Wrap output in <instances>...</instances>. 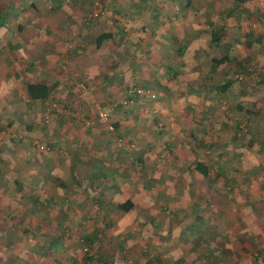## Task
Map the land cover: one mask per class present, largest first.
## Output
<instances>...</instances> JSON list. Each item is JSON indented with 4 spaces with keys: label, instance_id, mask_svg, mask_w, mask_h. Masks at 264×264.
<instances>
[{
    "label": "rangeland",
    "instance_id": "obj_1",
    "mask_svg": "<svg viewBox=\"0 0 264 264\" xmlns=\"http://www.w3.org/2000/svg\"><path fill=\"white\" fill-rule=\"evenodd\" d=\"M129 1L132 3L131 11L129 6L123 8L125 2L121 7V52L129 56L128 67H121V75L124 73L121 76V107L113 105L118 103L115 100H98L91 104L82 101L80 94L84 90L89 92V85L85 79H80L76 81V86L70 77L68 86L73 90L75 98L66 92L62 99L39 105V113L43 115V119H40L43 126L39 130L42 134L37 132L40 122L33 127L27 117L16 119L17 121L5 117L6 122H16L0 124V258L4 259L0 260V264H6L5 254L11 253L13 248H17L18 253L25 250V245H21L23 237L42 241L38 249L45 248V253L56 252L61 263L71 264V261L72 264H106L96 257L97 251L103 248L101 240H96L94 244L93 259L84 261L82 249L85 245L81 243L79 236L82 232L77 229L76 232L71 227L62 230V227L58 228L54 224L65 223L61 219L63 212L59 209L60 205L68 206V212L71 211L69 207L77 206L75 211L78 212L72 214L74 221H86L84 210L91 211V207L95 206V203H91V196L95 191L90 185L95 182L88 178L94 161L104 163L106 160L108 168H121V175H118L115 181L116 186L111 180L97 181L100 184L96 187L105 192L106 201H111L112 195L115 198L132 196L139 208L141 207L140 210L150 214L155 208L151 205L170 203L164 190L180 191L184 187L181 177L183 169L177 170L174 166L177 155L170 142H166L169 136L166 118L161 117L158 120L160 117L156 115L157 112L169 108H186L187 105L182 106L181 99L191 90L195 98L203 91L213 96L218 90L238 96H262V86H257L256 81L258 78L264 79V4L261 3L264 0H209L208 2L213 4L212 10H206L205 13L204 9L199 11V25L193 23L199 29L187 30L184 35L181 34L182 28L175 24L178 22L184 26L188 20H181L179 15V18L172 22L170 14L184 12L182 0ZM206 1L202 0L198 6L204 7ZM99 2L102 3L101 0ZM22 3L19 5L21 9L29 2L25 0ZM9 5H0V14H3ZM95 7L93 4L94 12ZM97 11H100V8ZM190 14L192 16L198 13L193 10ZM210 21L215 22L216 28L224 27L226 32L219 45L210 42ZM192 22H188L189 26H193ZM9 23L11 26L18 24L16 21ZM66 45L69 49L74 48L71 42ZM188 46L194 49L190 61L183 56ZM180 47L184 53H177ZM225 54L230 56V60L212 70L211 58ZM244 58L247 62L243 69L238 62ZM73 75L74 78L79 77L74 72ZM227 81H230L231 86ZM79 83H83L85 88L79 89ZM134 89H142L146 93L137 94L135 100L128 99L129 92ZM148 93L156 97H148ZM124 100L129 105L122 104ZM85 103L88 104L86 107ZM112 106L114 111L111 117L106 122L100 121L98 110ZM114 113H118L117 117L121 115V128L113 126L118 122ZM59 118L62 121H59ZM159 122L164 124L163 131L158 130L161 126ZM55 124L62 128L60 138L55 137L51 128ZM243 125L249 127L248 124ZM183 128H175L179 132V139ZM63 129H66V136L62 135ZM126 142L127 144H124ZM206 182L207 189L218 186L213 181ZM231 186L225 184L223 189L221 186L218 188L227 194L222 199L234 206L228 194L234 188ZM150 191H161L164 194L154 197L149 195ZM176 193L179 194L177 191ZM180 200L179 197L178 202L173 203L178 204ZM93 210L87 213L90 222ZM175 210L173 207H167L165 210L171 215V220L186 226L191 223L190 215L184 220L181 218L183 214L173 213ZM152 214L155 215L154 212ZM147 217L144 214L143 220L148 222ZM212 218L210 213L209 221H212ZM142 224L144 225L143 222ZM210 224L206 231L211 237L205 240L195 237L190 243H185L188 242L187 237L183 238L182 244L177 242L172 248L169 247L171 250L162 264H178L176 259H181L184 255L187 257L184 264H203L201 259L204 253H208L209 258L216 256L215 259L209 260L208 264H264V245L255 241L248 246L243 243L223 244L224 239L215 237L217 230L212 228L213 223ZM190 231L192 232L189 229ZM183 232L185 231L182 229V235ZM58 235L60 240L53 238ZM50 242L53 244L47 246ZM148 254H151V251ZM71 256L74 259H71ZM155 262L160 264L156 259Z\"/></svg>",
    "mask_w": 264,
    "mask_h": 264
},
{
    "label": "crops",
    "instance_id": "obj_2",
    "mask_svg": "<svg viewBox=\"0 0 264 264\" xmlns=\"http://www.w3.org/2000/svg\"><path fill=\"white\" fill-rule=\"evenodd\" d=\"M24 1L0 0V5L10 4L0 14V124H9L10 121L15 123L19 118L27 117L33 127L40 122L37 132L42 134L39 130L43 126V115L39 113V105L62 99L66 92L75 98L68 86L70 77L74 85L80 79L88 83L90 90L80 94L82 101L91 104L98 100H115L120 103L117 107H121V76L124 75H121V67H128L129 60H125L129 56L121 52V7L125 2L123 8L129 6L131 11L132 3L129 0H101L104 5L101 15L88 20L94 0H27V6L19 8ZM188 2L190 0H182L184 12L170 13L171 19L175 22L180 15L181 20H191L192 25L194 22L199 25L200 12L194 7L197 0H192L190 6ZM261 3L264 4L263 1ZM190 8L198 14L190 16ZM10 21L18 24L11 26ZM188 22L184 26L178 22L175 24L182 28V35L187 30L199 29L196 24L189 26ZM101 34H109L110 38L97 46L96 39ZM69 42L74 44V48L69 49L66 45ZM193 51L189 46L186 48L183 56L187 61L192 60ZM73 72L79 77L74 78ZM28 83L44 84L51 88L48 98H29L26 90ZM260 86L263 89L262 96L253 94L250 97L225 94L218 90L213 96L203 91L195 98L191 90L181 99L182 106L187 105L186 108H169L157 112L156 115L160 117L158 120L166 118L169 135L166 142H170L177 155L174 166L177 170L183 169L181 177L184 180V187L180 191L176 190L179 194L175 190H164V193L170 203L178 202L179 197L180 203L151 205L155 208L147 214L140 210L141 207L132 196L115 198L112 195L111 202L115 206L105 214L106 227L97 215L101 214L97 206L91 207L94 209L92 222L88 221L87 215L92 210H84L86 221L80 222L85 232L89 233L95 227L101 230L97 240H101L103 248L96 254L100 261L106 264H157L156 259L162 264L172 245L177 242L182 244L183 238L187 237L188 242L185 243H190L195 237L204 240L211 237L206 231L210 223L217 230L215 237L224 239L223 244L243 243L248 246L255 241L264 245V84ZM5 117L17 120L6 122ZM59 121L62 119L59 118ZM117 121L116 126L121 128L120 114ZM241 123L248 124L246 133L238 131L237 124ZM158 124L161 125L158 130L163 131V122ZM181 126L184 128L179 139V132L175 128ZM51 128L55 137L60 138L62 128L56 124ZM63 130L62 135L66 136V129ZM65 162L70 165L67 160ZM198 162L206 165L207 174L196 169ZM206 180L217 183L222 189L225 184L232 183L234 188L228 194L234 206L222 199L227 194L218 186L207 189ZM148 193L154 197L164 194L161 191ZM127 198L132 200L134 207L122 211L117 203ZM167 207L175 208L173 213L183 214L181 218L184 220L190 215L191 223L186 226L171 220V215L165 211ZM143 213L148 216V222L143 220ZM210 213L212 221L208 219ZM54 224L61 227L59 222ZM182 229L185 231L183 235ZM22 240L25 252L18 253L17 248H13L11 253L5 254L6 264H66L58 260L56 252L45 253L43 251L46 249L42 247L39 250L42 241L30 237H23ZM52 244L50 242L47 246ZM150 251L151 254H148ZM182 258L175 262L184 264L187 257L184 255ZM202 258L203 264H208L216 256L209 258V254L204 253Z\"/></svg>",
    "mask_w": 264,
    "mask_h": 264
},
{
    "label": "trees",
    "instance_id": "obj_3",
    "mask_svg": "<svg viewBox=\"0 0 264 264\" xmlns=\"http://www.w3.org/2000/svg\"><path fill=\"white\" fill-rule=\"evenodd\" d=\"M201 1L200 0H197V2L194 3V7L197 10V12L198 11H203V9H204V12L203 13H205L206 10L207 11L212 10L213 4H211V2H208L209 0H207V1L206 0H203V1H206V3L204 5V7H202V8H201V6H198V3L201 2ZM96 2L97 1H93V4H95V6H96ZM191 2H192V0H190V2H188L189 6H190ZM102 3L100 4V2H99L100 6H101V9H100V11L98 13V16L101 15V12L103 10V6L104 5ZM93 4H92V7H91V11L90 12H92V10H93ZM203 16L205 18V14H203ZM87 18H88V20H90L91 18H93V16L91 17L89 15ZM212 21L209 22V27H210V31H209L210 42L213 43V44H215V45H219L224 40L223 38L225 37V33L226 32L224 31V27H222V26H218V28H216L215 27V22H212ZM108 38H110V35L109 34H101V35H99L97 37V39H96L97 40V46L102 41H104V40H106ZM181 48L182 47L178 48L177 53H181V52L184 53L183 52V48L182 49ZM125 60H127V57H126ZM229 60H230V56L228 54H225L224 56H221V57H215L214 56L210 60V67H211L212 70H214V69L218 68L220 65L228 62ZM239 61L240 62H238V64L241 65L242 68L244 69V64L247 62V59L244 58L242 60L240 59ZM227 83L230 84V81H227ZM256 83H257V86H260L261 84H264V79L258 78V80L256 81ZM50 89L51 88H49L48 86H46L44 84H30V83H28L26 85V90L28 92V96L31 99H37V98H39L41 100H44V99L48 98L49 93H50ZM78 90L79 89H77V91ZM139 91H143V92H139ZM145 93H146L145 90H142V89H134V90H132V91L129 92V94H128L127 97H128V99L135 100V97H136L137 94L142 95V94H145ZM147 95H148V97H152V95L149 94V93ZM154 97H156V96L154 95ZM119 104L120 103H116V104H113V105H115V107H116ZM122 104L129 105L126 100H124L122 102ZM108 107L101 108V109H107ZM114 125L116 127V124H113V126ZM237 128H238V131H241L243 133L246 131V129H248V127H244V125L242 123L241 124H237ZM122 141H124V140L122 139ZM124 144H127V142L124 143ZM106 164L107 163H105V161H104V163L103 162H99V161H94V164L91 165V167H90L92 172L90 170L88 172V178L90 179V181L95 182L93 184H90L92 186V188L94 189V191H95V194L91 196V203L92 204L95 203V206H97V208L99 210H101V214H97V215L100 218H102L101 219V222H104L103 224L105 225V227L107 225V222L105 221V216H106L105 214H107L108 210L111 211V209L115 205L110 200H107L106 201V199L104 198L105 192L102 191L100 188L96 187V185L100 184V182L97 183V181H101V180L102 181L111 180V183L116 186L117 184H115V181L117 179V176L118 175H121V172L119 170H117V168H111L110 169V168L107 167ZM195 167H196V169L198 171H201L204 174H207L206 165H204L203 163L198 162ZM59 183L61 185L62 182H59ZM227 184H229V183H227ZM230 184H232V183H230ZM230 184H229V186H231ZM62 185H63V183H62ZM110 186H109V188L112 189V187H110ZM105 187L108 188V186H105ZM106 188H104V189H106ZM89 195L90 194H88V197H89ZM65 200L67 201L68 199L66 198ZM76 207L77 206H71V207H69V208H71V211L68 212L67 211L68 206H66V205L65 206H63V205L61 206L60 205V208L59 209L60 210L62 209V212H63L61 219H62V222L64 221L65 223H64V225H62L63 223H61V222H59V223H61V227H62L61 229L62 230L69 229V227H71L72 225H75L76 228L74 226H72L71 228H73V230H75L76 232H77V230L80 231V232H82V234H80L79 236L81 238V243H83L85 245L83 247V249H82L83 259H84V261H89V260H92L93 259V256H92V253L93 252L92 251L94 249V244L96 243V240L98 238V234H99V230L100 229L97 228V227H95L91 232L86 233L85 232V229L83 227V224L81 222H75L74 221L75 220L73 218L74 215H72V214H74V212H78V211H75ZM117 207L119 209H121L122 211H129V210H131L134 207V203L132 202V200H130L129 198H127L126 200H124V201H122L120 203H117ZM68 219H69V221H65V220H68ZM178 221H179V219H178ZM69 224H71V226H69ZM53 238H57L58 239V238H60V236L58 235V236H55ZM78 255H79V253H78Z\"/></svg>",
    "mask_w": 264,
    "mask_h": 264
},
{
    "label": "built area",
    "instance_id": "obj_4",
    "mask_svg": "<svg viewBox=\"0 0 264 264\" xmlns=\"http://www.w3.org/2000/svg\"><path fill=\"white\" fill-rule=\"evenodd\" d=\"M98 8L101 9V6H100L99 2H96V7H95L96 11L94 12V9H93L91 12V14H92L91 16L95 17L98 15V13H99V11H97ZM80 88L84 89L85 85L83 83H79V89ZM151 95H152V97H154V94H151ZM113 111H114V106H112L111 108H107V109H99L97 112L99 120L102 122H106L109 119V117L111 116V113H113ZM119 140H120V144H121V139H119Z\"/></svg>",
    "mask_w": 264,
    "mask_h": 264
}]
</instances>
